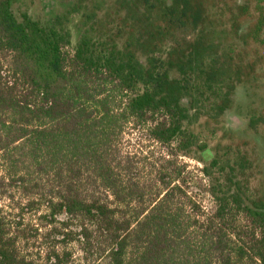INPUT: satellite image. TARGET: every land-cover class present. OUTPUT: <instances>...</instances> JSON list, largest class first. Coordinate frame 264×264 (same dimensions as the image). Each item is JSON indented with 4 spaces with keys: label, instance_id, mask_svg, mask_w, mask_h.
<instances>
[{
    "label": "trees",
    "instance_id": "trees-1",
    "mask_svg": "<svg viewBox=\"0 0 264 264\" xmlns=\"http://www.w3.org/2000/svg\"><path fill=\"white\" fill-rule=\"evenodd\" d=\"M17 2L0 0V264H73L71 245L82 264H264V166L227 121L244 90L264 128V0ZM133 131L158 152L125 149Z\"/></svg>",
    "mask_w": 264,
    "mask_h": 264
},
{
    "label": "rangeland",
    "instance_id": "rangeland-1",
    "mask_svg": "<svg viewBox=\"0 0 264 264\" xmlns=\"http://www.w3.org/2000/svg\"><path fill=\"white\" fill-rule=\"evenodd\" d=\"M18 4L16 5V7L20 8V9H30L32 12L36 13L37 16L42 17V11L40 10L39 7V1L38 0H18L17 2ZM31 7V8H30ZM263 86L261 87V89H259L257 92L259 93V95H257L256 97L261 99L264 101V82L261 83ZM236 101L238 103V105L240 106L239 111H233L229 113V117L227 118V121H233L232 125L233 126H229L238 131L243 129L246 126V122H247V117H246V111L243 108V105L246 104L249 101V97L247 96V92L242 90L240 92H238L237 96H236ZM258 101V99H257ZM242 105V106H241ZM247 136V134H244ZM238 136V135H237ZM142 138V140H141ZM259 140V142H257V156L260 157V161H262L261 163H263L264 161V138L260 137L257 138ZM145 140L143 137L140 136V134L136 131H133L132 133L126 132L125 135V139H124V148L125 149H129V150H137V151H141V149L143 150H147V151H151L152 149L156 152H158L157 149V145L153 144L149 149L144 147L143 145H145ZM180 160L184 163H186L187 165V170H189L192 174L193 177H202L201 174V167L202 165L197 162L196 160L193 159H189V158H180ZM202 200V205L204 206L205 209H210L211 206L213 205V201L209 196H204L203 198H201ZM8 202H1V204L7 205ZM9 209L8 207L6 208V210ZM12 214H9L8 216H11ZM15 215V213H14ZM13 215V216H14ZM31 217V219H30ZM11 218H13L11 216ZM36 219V217L34 216H25V222L27 221H31ZM32 222V221H31ZM32 223H35V221H33ZM71 249L73 252V264H82V260H81V253L79 252V250L77 249L76 245H71Z\"/></svg>",
    "mask_w": 264,
    "mask_h": 264
},
{
    "label": "flooded vegetation",
    "instance_id": "flooded-vegetation-1",
    "mask_svg": "<svg viewBox=\"0 0 264 264\" xmlns=\"http://www.w3.org/2000/svg\"><path fill=\"white\" fill-rule=\"evenodd\" d=\"M39 1V7L40 10L42 11V17L44 16H48L51 15L52 9L54 8V12H59L62 11V9L65 8V6H61V4L65 5V4H69V2L71 0H38ZM61 3V4H60ZM60 6V7H59ZM31 8V7H30ZM21 10H28L30 13H32L34 16L39 17L36 15V13L32 12L30 9H21ZM41 17V18H42ZM247 124V122H246ZM264 129V128H262ZM260 129L259 134L255 135L253 134V131H251L250 129L247 130L246 126L243 128V133L242 134H247V136H249V138L252 139V142L255 144L254 146L257 147V142H259V140L257 138L263 137L264 138V130ZM246 136V135H244ZM253 137V138H252ZM257 149V148H256ZM260 159V158H259ZM263 166H264V161H263Z\"/></svg>",
    "mask_w": 264,
    "mask_h": 264
}]
</instances>
